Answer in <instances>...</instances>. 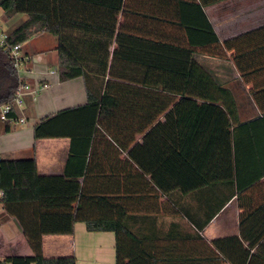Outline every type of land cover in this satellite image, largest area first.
<instances>
[{"label":"trees","instance_id":"trees-1","mask_svg":"<svg viewBox=\"0 0 264 264\" xmlns=\"http://www.w3.org/2000/svg\"><path fill=\"white\" fill-rule=\"evenodd\" d=\"M222 1L0 0L5 21L27 15L9 30L6 45H0V106L28 81L19 74L11 49L40 33L57 39L59 80L82 77L87 93L85 104L43 116L34 125L36 140L70 139L63 176L40 175L35 157L0 156V205L19 222L32 249L30 255L12 254L0 264H77L74 255L47 258L43 252L44 235L73 234L76 222H85L91 232L116 233V264H161L158 257L168 256L173 248L148 245V228L142 227L148 215L129 214L127 206L135 198L85 196L80 179L92 169L88 157L102 130L128 151L140 174L150 176V181L137 182L141 198L150 183L170 199L176 190L184 195L210 192L211 210L206 209L204 219L184 209L201 231L238 198L244 209L240 234L215 240L214 248L200 235L202 254L220 253L227 259L252 254L250 264L256 263L257 253L264 254V79L255 76L264 71L256 67L264 47L258 29L221 42L204 8ZM120 16L126 19L122 23ZM129 16L133 23L127 22ZM177 29L185 33L186 44L173 37ZM198 48L215 56L236 50L237 68L253 82L248 92L252 117L241 118L233 90L196 60ZM12 124L4 122L0 134L10 132ZM140 133L142 141L136 139ZM202 142L216 146L211 150L217 160L233 161L229 178L211 182L202 175L195 165L207 157ZM257 188H263L260 196L254 195ZM92 201L102 207L121 205L120 217L87 216L83 210ZM133 222L140 227L132 228Z\"/></svg>","mask_w":264,"mask_h":264},{"label":"crops","instance_id":"crops-1","mask_svg":"<svg viewBox=\"0 0 264 264\" xmlns=\"http://www.w3.org/2000/svg\"><path fill=\"white\" fill-rule=\"evenodd\" d=\"M245 1V4L248 3V5L256 3V12H244L242 9L244 3L242 4L239 0H225L220 3L209 4L206 5L204 10L215 31L218 33L221 42L242 35L250 30L258 29L259 46L264 47V0H256V2L255 0ZM146 8H148V3ZM255 13L257 16L255 26L249 27L245 24L239 25L238 23L234 26H227L236 16L246 21ZM18 16L10 20L11 22L7 20L8 23L13 24L12 21ZM125 20L124 17L120 16V23ZM146 20L148 21V18L144 19L145 25L148 28ZM127 22H134L131 16H129ZM162 24L161 28L163 29L164 26ZM220 26L222 27L221 30L219 29ZM146 34L148 35V31ZM173 37L185 44L187 43L185 33L179 29H177ZM37 44V41L34 39L28 40L22 45L20 51L21 54L31 56L32 58L26 64L27 71L23 75L30 82L31 89L25 95L23 106L17 110V115L21 118H26V121L12 124V128L16 124H28V132L22 131L18 135L17 142H15L10 138L12 134L11 128V131L5 134L9 138H6L4 143H0V156L18 159L11 157L12 152L23 151L26 156L25 158H36L40 175L63 176L70 156V139L43 138L36 140L34 138V125L43 116L65 108L85 104L87 102L85 82L82 77L61 82L58 73L51 74V69L47 68L48 64H53L55 69L57 68L59 59L56 49L57 42L52 45L51 50L48 47H42ZM116 46L114 45L112 50ZM51 53L52 57L50 56ZM226 53H228L231 59L227 62V68H229V73L232 75L231 78L245 80L234 61L236 50H228ZM198 56L203 57V61L218 60L217 56L201 48L197 49L195 55L196 60L199 61L201 59ZM203 61L199 62L207 69ZM256 67L260 70L264 69V58L257 62ZM255 76L257 80H263L264 71H258ZM252 88L253 85L249 87L248 92ZM180 99L181 97H178L177 102ZM2 136H4V133L0 134V138ZM142 137L143 133H140L136 136V139L142 141ZM211 143L207 144L205 142L202 145V142L200 144V147L208 149V151H205L207 157L195 160V165L202 175L211 182L227 179L230 177L231 163L233 161H227L226 158H224V161L217 160L215 157L216 152L211 150V147L216 146L214 144L211 145ZM224 147H227V145ZM228 148L229 150L231 149L230 155H232V142L228 145ZM89 162L92 165V169L88 177L80 179L82 186L85 187V196L89 198L132 196V198H135L131 199L129 206H127L129 208L128 212L129 214L148 215V220L142 226L148 228V245L173 248L172 250L170 249L168 256L162 254L158 257L161 264H250L252 254L249 257L234 255L231 259H227L220 253L211 255L200 252L202 244V240L199 239L200 235L204 238V243L213 247V242L217 239L240 234V216L244 209L237 197H234L201 231L190 221L184 209L191 213V215H194L195 218L204 219L206 209L207 211L211 210L209 191L205 194H202L201 191H193L188 195H184L180 190H176L172 193V200L150 183L147 185L145 195L141 198V195L135 192L136 189L137 191L139 188L142 189V187H138L137 182L139 180L150 181V176H143L138 172L137 165L129 157L128 151L113 141L105 130H102L98 135L93 150L88 157ZM262 190L263 188H257L254 191V195L260 196ZM248 195L245 196L243 201L241 200V203L246 201ZM206 198L208 199V203L206 202L207 206L205 203ZM112 203L114 202L112 201ZM91 204L87 205V208L83 210L87 216L120 217L122 211L121 205L102 207L93 201ZM212 206L214 207V203ZM7 215L0 214V259L12 254H32V249L28 250L27 248L29 244L19 222L17 221V224L13 219L14 217L12 218L9 214ZM138 227H140V223L135 222L134 224L133 222L132 228ZM254 250L252 249V252ZM43 252L47 258L74 255L77 259V264H116V233L113 231L91 232L87 229L85 222H76L73 234L44 235ZM255 260V264H264V254L257 253Z\"/></svg>","mask_w":264,"mask_h":264},{"label":"rangeland","instance_id":"rangeland-1","mask_svg":"<svg viewBox=\"0 0 264 264\" xmlns=\"http://www.w3.org/2000/svg\"><path fill=\"white\" fill-rule=\"evenodd\" d=\"M132 1H134V0H132ZM239 2H241L242 4L244 3L242 6V9L244 12H247V11L256 12V8H257L256 3H251L250 5H248V3L245 4V2H246L245 0H239ZM255 2H256V0H255ZM240 10H241V8H240ZM0 17L3 20L2 10H0ZM26 18H27L26 14H19V16L12 21L13 24L8 23V21H6L8 24L7 28L12 30L14 27L19 25ZM256 19H257L256 13L254 15H251L250 18L246 21L241 20V19H239L238 16H236V18H234L229 24H227V26H229V25L234 26L236 23H238L239 25L245 24V25L251 27V26H255V24L257 23ZM9 22H11V21H9ZM147 23H148V21H147ZM221 28L222 27L220 26L219 29L221 30ZM225 30H226V27H225ZM31 39L36 40L38 43L37 45H39V46L48 47L49 50H51L52 45L55 42H57L56 37H54L53 35H51L49 33H43V34L33 36L29 40H31ZM50 56L52 57V53L50 54ZM198 58L201 59L199 61H203L202 60L203 57L198 56ZM217 58H218V60H216V61L211 60V61H203V62L205 63V66L207 67V69L212 71V74H213V77L215 78V80H217L219 83H222V84L230 87L233 90V92L236 95V98L238 100V103H239L241 118L245 120V119L252 117L255 114V111H253V108H254L253 105L254 104L251 100V97L248 94V90H249V87H251L253 85V82H247L246 80H235L234 78L233 79L231 78L232 75L229 73V68H227V62L229 60H231L228 53H222L221 55H217ZM199 63L201 64V62H199ZM47 68L49 70L50 69L54 70L55 66L53 64H48ZM0 126H1V129L4 128V122L1 120H0ZM28 126H29L28 124H26V125H22V124L13 125L12 134L10 135V138H12L11 140H14L15 142H17L18 135L22 131L28 132V129H27ZM2 133H4V136H2L0 138V143H4L6 138H9V137H6L5 131H3ZM22 134H24V133H22ZM11 157H13V158H25L26 156H25V153L23 151H21V152L13 151L11 154ZM2 213L5 214L6 216H8L4 210L0 211V214H2ZM8 218H10V217H8ZM13 219L17 223V220L15 218H13ZM27 248H28V250H30L29 246H27ZM22 253H25V252H22ZM1 258L2 259H0V261L4 259V257H1Z\"/></svg>","mask_w":264,"mask_h":264},{"label":"built area","instance_id":"built-area-1","mask_svg":"<svg viewBox=\"0 0 264 264\" xmlns=\"http://www.w3.org/2000/svg\"><path fill=\"white\" fill-rule=\"evenodd\" d=\"M7 22L0 17V45L5 46L6 45V39L9 34V28ZM21 48L22 45H16L14 48L11 49L14 57H15V66L18 68L19 74L21 76L24 75V73L27 71L26 64L32 60L31 56H25L21 54ZM51 74L57 73V68L54 70H51ZM24 77V76H23ZM31 89L30 82L22 83L15 91V94L12 98V100L6 104H3L0 106V120L3 122H11L16 123L19 121L25 122L26 118L19 117L17 115V110L23 106L24 99L27 91ZM12 110L16 111V116H11ZM4 192L0 190V199L3 197ZM0 210H2V206L0 205Z\"/></svg>","mask_w":264,"mask_h":264}]
</instances>
